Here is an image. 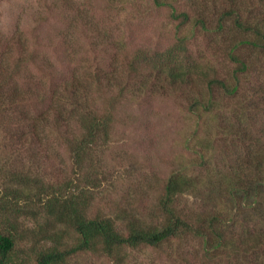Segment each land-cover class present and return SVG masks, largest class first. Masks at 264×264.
Masks as SVG:
<instances>
[{"label": "trees", "instance_id": "trees-1", "mask_svg": "<svg viewBox=\"0 0 264 264\" xmlns=\"http://www.w3.org/2000/svg\"><path fill=\"white\" fill-rule=\"evenodd\" d=\"M31 1L33 20L24 26L17 20L11 33L0 29V119L9 118L14 133L21 128L28 149L32 145L36 151L28 152L34 157L30 166L5 185L10 199L0 197V264H25L16 261L15 252L31 239L45 245L35 254V264H70L83 253L112 264H143L133 256L143 250L165 254V260L147 264H264V124L254 120L264 115L258 110L260 101L232 107L246 94L263 95L251 75L264 73V0H105L107 15L165 11L177 32L188 30L226 45L220 47L225 72L197 74L194 81L202 83L201 90L186 106L194 126L189 137L198 144L188 149L190 169L178 165L170 172L155 205L139 211L113 202L111 212L97 207L108 197L94 163L97 151L103 154L117 126L132 117L128 101L166 95L167 87L189 84L191 70L176 66L186 37L177 38L174 52L150 57L140 49L128 50L120 32L115 36L109 24L78 0ZM58 2L66 7L69 22L57 40L41 37L48 43L41 45L20 32L44 24ZM85 43L86 54L95 60L92 68H72L68 76L44 52L53 45L55 52L78 56ZM103 49L109 52L105 57ZM44 73L52 80L48 96ZM251 107L257 108L256 116ZM46 144L69 153L84 191H74L71 177L46 180L35 160ZM44 159L50 160L47 153ZM30 219L37 230L23 226ZM67 230L76 237L72 245Z\"/></svg>", "mask_w": 264, "mask_h": 264}, {"label": "rangeland", "instance_id": "rangeland-1", "mask_svg": "<svg viewBox=\"0 0 264 264\" xmlns=\"http://www.w3.org/2000/svg\"><path fill=\"white\" fill-rule=\"evenodd\" d=\"M78 1L88 7L98 21L109 24L115 36L120 32L124 38V46L128 50L140 49L150 57L165 55L178 48V37H186L185 50L178 55L179 62L176 66L181 70H191L193 77L189 84L180 88L167 87L168 93L166 95L164 93L152 97L141 95L134 99V102L128 101L127 107L131 111L132 117H127L126 124L117 126L111 146L103 154L101 151H97L94 160L95 165H97V173H102L100 177L104 182L105 188L103 189L108 190H105L108 197L97 204V207L106 212H111L110 207L113 202L118 205L126 202L140 211L147 206L155 205V198L161 194L164 180L172 170L178 168V165H187L186 167L190 169L189 167L193 162L191 156L193 155L192 152L191 154L188 153V149L190 147L195 148L198 144L189 137L194 126L192 121L187 118L186 106L198 96V91L201 90L202 83L199 84V82L194 81L197 74L207 72L212 76L216 73L221 76L225 72L224 51H221L220 47H226V45L220 39H216L218 42L216 44L215 39L206 35L194 34L192 36L188 30L177 32L175 23L168 20L165 11L150 10L145 16L132 13V16L117 18L107 15L105 0ZM24 3L29 7L27 14ZM69 7L72 11L76 9L74 3L70 4ZM31 10V0H0V29L5 33H11L17 20L22 22V26L26 25L25 21L33 20ZM67 16L66 7L58 2L56 8L45 16L46 22L44 24L38 25L34 29H32L33 26H29L21 29L20 32L25 36L37 38L36 41H39L41 45L48 44L45 41H52L55 38L57 40L64 33V28L69 22L66 21ZM89 40L91 42L92 38ZM53 48V45H49L44 52L52 60L56 70L61 71L66 76L72 68L82 67L83 70H87L92 68L93 62H95L92 54H86L87 43L82 48L85 55L82 52L78 56L62 54L60 50L55 52ZM103 50L105 57L109 52L108 49ZM44 74L45 93L48 96L49 84L52 80L46 73ZM37 75L41 77L42 74ZM57 76V79L61 78L59 75ZM251 76L254 78L252 84L262 86L263 95L252 93L256 97L254 98L252 94H246L244 98L234 102L232 107L238 102L251 101L253 103L260 101L258 110L264 115V73L260 75L253 73ZM251 109L252 115L256 116L257 108L251 107ZM226 116L232 117L230 112ZM17 120H19V116ZM254 120L258 121L257 125L264 124V119L260 120L259 114ZM0 121L3 122L0 138H6L0 141V197L7 194V199H10L4 190L5 185H10L14 175L20 174L24 167L30 166L34 157L32 158L28 152L36 151L35 146L32 145L28 149L27 143L22 138L21 128L17 129V133H14L9 118L2 117ZM199 130V138L203 139L204 132ZM12 133L14 136L10 140L9 136ZM256 137L260 139L258 133H256ZM200 139L199 142L203 145L204 143ZM217 144L221 146L220 142ZM38 151L39 154L35 160L41 165L42 170L44 169L46 180L56 182L63 177L68 179L71 177L74 179V183L71 185L74 191H84L82 177L75 175L78 170L72 164L69 153L63 147L56 144L51 147V145L46 144ZM46 153L50 157L47 162L44 159ZM15 201L12 199V202ZM18 201L20 207L24 205L22 200ZM181 203H185V198H182ZM1 204L2 201H0V213H2L1 206L3 205ZM23 226L30 230H37L36 228H38L37 223L31 219L26 220ZM67 232L68 244L72 245L76 242V237L71 230H67ZM32 240L27 241L25 245L17 246L16 261L22 263L25 260V264H35V254L41 250L42 245H45L35 243L36 239ZM133 256L137 257V261L143 264H147L148 260L151 261L152 259L157 263L165 260L164 252L154 250H143L140 253H134ZM69 263L112 264L109 260L92 256L90 253L77 254L70 259Z\"/></svg>", "mask_w": 264, "mask_h": 264}]
</instances>
